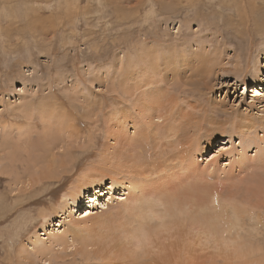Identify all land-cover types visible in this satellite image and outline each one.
<instances>
[{"label": "rangeland", "instance_id": "1", "mask_svg": "<svg viewBox=\"0 0 264 264\" xmlns=\"http://www.w3.org/2000/svg\"><path fill=\"white\" fill-rule=\"evenodd\" d=\"M141 70L158 91L142 87ZM155 96L164 123L138 140V163L121 158L115 140L123 133L112 116L134 109L140 116L150 107L155 113ZM174 119L178 134L165 137ZM261 144L264 0H0V264H131L115 227L119 207L76 228L71 216L60 220L71 204L58 207L62 196L70 199L88 166L99 170L103 146L107 165L124 174L144 169L150 177L143 183L156 190L211 191L214 202L204 210L222 205L221 225L243 241L239 254L225 256L207 240L183 239L169 246L168 264H264V153L228 175L214 171L227 164L226 151L243 149L252 158ZM196 145L193 171L184 159ZM221 146L206 170V156ZM185 193L194 217L203 209L192 203L193 191ZM84 203L73 207L82 211ZM44 214L60 223L63 242L37 235L42 251L34 240L44 232Z\"/></svg>", "mask_w": 264, "mask_h": 264}, {"label": "bare ground", "instance_id": "2", "mask_svg": "<svg viewBox=\"0 0 264 264\" xmlns=\"http://www.w3.org/2000/svg\"><path fill=\"white\" fill-rule=\"evenodd\" d=\"M165 62H168V61H165ZM164 64H166V63H164ZM168 64L169 63H167L166 65H168ZM141 73H142V75L140 76L141 77V81L142 82H145V83H144V86H142V85H140V86H142V87L145 88L146 85H149L150 83H152V85L150 84L151 86L149 87V91H151L149 94L153 93L154 91H158L160 89L159 84L156 82L157 80L154 81L151 78L148 81L145 78L146 70H141ZM153 74L154 73H151L150 74V77ZM158 76H160L159 73H158ZM135 83L136 84H139L137 81ZM137 87L138 86L136 85V88ZM256 93H258V92H256ZM146 94H148V93L146 92ZM150 97H153V96H150ZM155 97H157V96H155ZM160 99H161L160 97L159 98L157 97V100H156V103L155 104H157V107H159V108H157L155 110V113L154 112L153 113L151 112L153 108H151L149 106L150 108L143 109V111L145 110L146 113H142L141 114L139 112L142 116L141 115L139 116L138 114H136L134 112V111H136L135 109H134V111L132 110V112H131V110H126V112L124 110L118 111V112H116L112 116L111 120L114 121V123H113L114 126L115 127H118V129L121 131V133H123V137H120L119 139H117V141L115 140V144L117 146L121 145L120 148H119V151L120 152L122 151V153H120L121 158H123V157L124 158L132 157L133 158V161H135L137 163H138V161L141 160V157H142L141 154H142V152L139 151L140 150L139 144L141 142L139 143L138 140L139 139H146L148 132L154 131V133H155V130H157L159 127H161L160 124H163L164 123V118L165 117L163 116V111H162V108H161L162 103H161ZM137 103H138V101H137ZM150 105H152V104H150ZM119 117L120 118L123 117L125 123L122 122ZM159 121H161V122H159ZM174 121H175V119L174 120H171V123H169L165 127V129H164V131H165V133H164L165 137H168L169 134H171V135H177L178 134L177 132H174V128H173V122ZM129 126H131V127L129 128ZM115 127H113V128H115ZM109 135L110 134L107 133V138H109ZM148 135H150V134H148ZM212 139L213 138H210V140H209L211 143L213 141ZM214 141H215V139H214ZM210 142L208 143V145L210 144ZM177 144H179V142ZM144 145H145V142H144ZM261 146H263V147L259 148V145H258L255 148V151H254L255 155L254 156H251L252 158H249L248 155H247V151L246 150H243V149H242V151L239 154L237 153L239 150H237V151H235L233 153L231 152V150L226 151L225 154L226 155H229V157L227 158V164H224V165L220 166L221 168L220 167L219 168H216L214 171L219 172V175H228L230 172L227 173L228 172L227 170L233 168V166H235L237 163H238V166H243V165L247 164L250 161H255V159L257 158V156L262 155L264 153V145L261 144ZM104 147L105 146L102 147L103 148L102 153L99 155V159L97 158L98 160L96 161L97 162V165L100 166L99 170L96 171V172H93L92 169H91V166H88L87 167V171L84 172L81 176H79L76 179V182L78 184L75 185V186H73V190L69 194L70 199L69 198L67 199L66 196H62L64 199L61 200V203L58 206L60 208L62 206L64 207V206H66V204L68 203V201H70L69 203H71V204L69 205V207L66 210H64V212H62V214L60 213L61 214L60 217L62 218L60 220L63 221V220L66 219L65 221H67V220L69 221L72 218L71 221H72V223L74 225L73 227H75V228H76V226L79 227L80 225H82L83 223H85L86 221H88L90 219H93V218H96V219L97 218H101L102 215L107 212L106 209H108L109 206L110 207H121L122 206V201H131V200H134V199H136L142 193H146V192H157V193H165V194L167 193V192H163L164 191L163 189L162 190H160V189L156 190L155 185L153 183H152V185L154 187L149 186L148 183L147 184L143 183V181H145V180L147 182H149V179L147 178L149 175L148 176L147 175H144L145 172H143L144 169L141 168L142 165H140V167H137L139 169L140 168L142 169L141 172L139 171V174L136 173L137 171H132V170L127 171L126 174H124V171L120 170L116 166L113 165L111 167V165H107L108 164V163H106L107 162V156H106V153H107L106 149L107 148L105 149ZM223 148H224V146H221L220 149H218L215 153H212V155L209 158H208V156H206V159L207 160H206L205 165H204L205 168H206V170L214 169L212 167H213V164L217 162L216 155H217L218 152H220L221 150H223ZM141 151H143V150H141ZM185 151H187V150H185ZM200 151L201 150L199 149V146L196 145L192 150L190 149L189 152L187 151V153H186L187 156L185 155L186 158L184 160H186V162H188L187 165L190 164L187 167H190L191 170H193V171L197 168L196 167L197 166V163L195 162L196 161V155ZM154 152L155 151H153V154L155 155ZM109 153H111V152H109ZM206 153H207V151H206ZM153 154H151V155H153ZM218 154H221V153H218ZM151 155H149V157H150V158L148 157L149 159L153 158ZM110 156H111V154H110ZM156 156H157V154L154 157H156ZM151 161H152V159H151ZM233 163H235V164L233 165ZM118 165H122V164H118ZM148 165H150V164H148ZM132 166H134V165H132ZM184 166H186V165H183V169L185 170V167ZM154 167L152 169H150V170L153 171V172L154 171L156 172V169H154ZM146 171L149 172V169L147 168ZM209 172L212 173L213 170L212 171H209ZM121 174H123V175H121ZM141 175H142V177H141ZM36 177H38V176H36ZM138 179L141 180V181H138ZM150 182H152V181H150ZM204 186H206V185H204ZM115 187L117 188V192L118 193L117 192H113V190H114ZM197 189H198L197 185H195V187H193V186H190V187L186 186V187H183L182 188L183 191H181L180 194H171L172 193L171 192L169 194V196H170V198L172 199V201L176 205H178L180 207H182V206L183 207H186L185 205L186 204L188 205V202L186 203V201L184 200L185 198L183 199V197H184L183 192H184V194H186L185 193L186 191H188V192L189 191H193L194 196L192 195L191 197H194V199H193L194 201L192 200L193 201L192 203L194 204V202L196 201V204H199L200 205V208L203 209V211H201V213L199 212V214L194 215V217L192 216L193 220H195L197 222L215 221L217 224L221 225L222 219L224 220V213H223L224 208H223V206L222 205H216L215 208H214V211H213V208L211 209L212 211L204 210L207 204H209L210 202H214V197H215L214 195L215 194H213L211 191H208L207 192L208 196H206L207 197L206 198L205 197V193H204L205 191H203V189L201 191L199 190V192H198L199 194H197L196 193ZM123 190H125V191L123 192V196L121 197V196H119V194ZM86 192H87V195L85 197ZM102 195L106 196L105 197V200L106 201L103 200ZM186 195H185V197H186ZM99 197H100V199H99ZM81 199L86 200V201H81ZM189 199L191 200V198H188V200ZM80 202H86L84 204L85 205L86 204L89 205V207L86 208L87 205L86 206L83 205L80 208V209H82L84 207V210H82V211H79L78 209H74V207H73L74 204H76V207H77V204L80 203ZM94 202H95V204H94ZM112 202H115V204H112ZM189 203H191V202H189ZM196 204H195V207H196ZM94 207L95 208L98 207L97 209H99V211L96 210L93 213V209L92 208H94ZM188 207H189V205H188ZM192 208H189V210L190 209L192 210ZM196 209H197V207H196ZM193 211H195V210H193ZM236 211L238 212V210L235 208L233 213L235 214ZM191 214H192V212H191ZM193 214H194V212H193ZM70 216H71V218H70ZM42 218H43V223H42L43 229H42V231H44V232L42 234H36V238L34 240V244L40 245V247H38L36 250L42 248L43 246L45 247V244H43V241H42V239H44V238L39 237L37 235H45L46 236L45 237L46 239H48V238L49 239L55 238L56 243H60L61 241L63 242V236H61L62 235L61 234L62 232L60 230H58V227H55V225H60V223L58 224V221L57 220H51L49 218V216L46 215V214H44L42 216ZM67 218H69V219H67ZM218 218L220 219V222L218 221ZM104 223H106V222L104 221ZM224 223L227 224V223H230V222H228V221L225 222L224 221ZM46 225L51 226V229L50 228H47ZM44 227H46L47 229L44 228ZM63 227H64V225H63ZM54 229L56 230V233L53 232ZM57 237H59V238L57 239ZM242 248H244V247H242ZM44 249L45 248H42L41 250L43 251ZM235 253H238L239 254L240 252L239 251H235L234 254Z\"/></svg>", "mask_w": 264, "mask_h": 264}, {"label": "clouds", "instance_id": "3", "mask_svg": "<svg viewBox=\"0 0 264 264\" xmlns=\"http://www.w3.org/2000/svg\"><path fill=\"white\" fill-rule=\"evenodd\" d=\"M113 215L131 264H168L164 256L169 246L193 237L207 240L225 256L243 246L234 228L215 221L193 220L191 210L176 205L165 193L146 192L134 200L122 201Z\"/></svg>", "mask_w": 264, "mask_h": 264}, {"label": "snow or ice", "instance_id": "4", "mask_svg": "<svg viewBox=\"0 0 264 264\" xmlns=\"http://www.w3.org/2000/svg\"><path fill=\"white\" fill-rule=\"evenodd\" d=\"M241 91H243V87L241 86Z\"/></svg>", "mask_w": 264, "mask_h": 264}]
</instances>
